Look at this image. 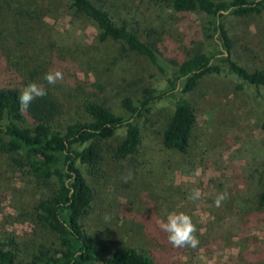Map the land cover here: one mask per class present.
<instances>
[{
  "label": "rangeland",
  "instance_id": "374dc122",
  "mask_svg": "<svg viewBox=\"0 0 264 264\" xmlns=\"http://www.w3.org/2000/svg\"><path fill=\"white\" fill-rule=\"evenodd\" d=\"M109 1L143 41L157 43L170 75L192 55V42L200 41L194 16L177 15L144 0ZM55 8L45 22L57 39L77 52L81 64L63 62L55 68L63 72L62 80L55 85L37 83L56 92L64 105V120H89L81 107L86 97L121 115L124 98L136 99L150 84L160 91L167 86L168 75L152 78L144 58L122 53L110 43H97L91 24L70 18L61 5ZM225 22L240 64L249 70L264 69V18L228 17ZM148 28L156 33L147 37ZM116 57L122 60L114 61ZM86 60L94 65L84 66ZM44 73L47 68L39 69ZM3 76L4 83L19 84L13 70ZM238 83L227 73L207 76L187 97L197 113L187 154L166 151L161 145L178 89L171 98L164 95L157 100L152 115L140 120L143 144L137 162L107 160L102 177L93 185L96 200L85 220L88 232L152 254L158 264H264V210L256 203L264 188V127L257 97L264 91L250 85L238 91ZM117 137L115 143L122 134ZM193 188L201 190L199 200L189 199ZM49 190L0 155V238L44 241L49 233L38 222L35 208ZM225 191L228 198L215 206L217 195ZM173 211L191 216L200 241L197 248H174L159 229L158 222Z\"/></svg>",
  "mask_w": 264,
  "mask_h": 264
},
{
  "label": "trees",
  "instance_id": "16d2710c",
  "mask_svg": "<svg viewBox=\"0 0 264 264\" xmlns=\"http://www.w3.org/2000/svg\"><path fill=\"white\" fill-rule=\"evenodd\" d=\"M144 1L197 19L196 40L200 41L192 42V55L182 59L171 75L159 58L157 43L143 41L112 1L0 0V155L27 170L36 183L51 188L35 208L36 218L49 236L40 243L0 238V264H158L152 254L85 228L96 200L93 185L102 177L106 161L137 162L143 144L140 120L152 115L157 100L174 96L176 89L179 97L162 131L161 145L181 154L191 149L197 125L196 110L187 97L205 77L227 73L240 81L235 87L238 91L245 85L264 91V69L249 70L240 64L225 22L228 17L264 18V0ZM59 5L70 18L91 24L97 43H110L122 53L144 58L152 78L168 75L167 86L160 91L150 84L136 99L124 98L121 115L86 97L81 107L88 121L64 120V105L52 87H46L47 95L22 111L18 97L24 86L37 80L46 82L39 69L49 72L63 62L81 64L77 52L57 39L45 22ZM154 33L148 28L146 35ZM93 63L86 60L84 66ZM10 69L19 84L3 82L4 71ZM257 97L264 127V96ZM120 133L122 139L115 143ZM256 203L264 210V188Z\"/></svg>",
  "mask_w": 264,
  "mask_h": 264
},
{
  "label": "clouds",
  "instance_id": "9594fccd",
  "mask_svg": "<svg viewBox=\"0 0 264 264\" xmlns=\"http://www.w3.org/2000/svg\"><path fill=\"white\" fill-rule=\"evenodd\" d=\"M44 81L49 85H55L58 80L63 79V72L60 69H55L44 74ZM47 95V89L44 84L37 82H29L18 97L22 111H26L33 100L43 98ZM202 192L199 188H193L189 199L199 200L202 197ZM228 198V193L221 192L217 195L214 203L219 207L221 203ZM159 229L167 234V240L174 248H197L199 246V238L196 235L197 227L193 223L190 215L185 212H171L166 219L158 222Z\"/></svg>",
  "mask_w": 264,
  "mask_h": 264
}]
</instances>
